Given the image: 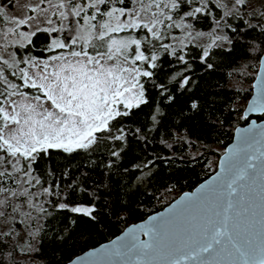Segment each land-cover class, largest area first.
Segmentation results:
<instances>
[{"label": "snow or ice", "instance_id": "1", "mask_svg": "<svg viewBox=\"0 0 264 264\" xmlns=\"http://www.w3.org/2000/svg\"><path fill=\"white\" fill-rule=\"evenodd\" d=\"M237 47L264 69V10L251 0H0V264L40 253L50 209L95 225L124 211L120 162L151 133L176 135L174 116L203 118L197 71ZM256 87L249 111L264 112V71ZM182 260L264 264V129L241 130L220 171L166 214L68 264Z\"/></svg>", "mask_w": 264, "mask_h": 264}, {"label": "trees", "instance_id": "2", "mask_svg": "<svg viewBox=\"0 0 264 264\" xmlns=\"http://www.w3.org/2000/svg\"><path fill=\"white\" fill-rule=\"evenodd\" d=\"M262 10L264 4L258 5L256 11ZM189 51L196 56L198 49L189 46ZM211 62L215 64L212 70H198L196 74L199 84L197 94L205 98L206 104L203 118L183 121L179 115L174 116L176 124H183L182 128L169 125L176 135H169L168 128L162 129L159 136L151 133L146 148L138 147L120 162V171L113 179L121 181L127 193L122 197L126 209L115 216L100 218L99 225L67 210L50 209L52 215L45 217L37 238L40 253L28 258L21 256L20 264H57V261L65 264L68 257L73 259L87 249L112 239L130 223L161 210L182 192L193 189L217 170L219 158L233 140L236 127L249 121L244 116V110L253 93V82L260 62L246 54L242 47L235 48L230 56H214ZM258 118H264V114ZM182 135L190 143L181 142ZM161 140H167L172 148L166 147ZM155 156L170 159L157 160L149 168L134 167L136 164L143 165ZM176 156L183 157V160L174 159ZM56 159L59 160V157ZM125 168L128 169L127 173L123 171ZM150 169V180L142 183V175ZM102 171L97 168L93 176L99 178L98 174ZM57 233L70 238L58 240L54 245L51 239Z\"/></svg>", "mask_w": 264, "mask_h": 264}, {"label": "water", "instance_id": "3", "mask_svg": "<svg viewBox=\"0 0 264 264\" xmlns=\"http://www.w3.org/2000/svg\"><path fill=\"white\" fill-rule=\"evenodd\" d=\"M262 71H264V69H262L261 67V64L259 66V69H258V72H257V76L253 82V93L246 105V108L244 110V116L246 118L249 119V121L246 123V124H241V125H238L235 129V133H234V137H233V140L231 141V143H229L225 149V151L222 153V155L220 156L219 158V162H218V167H217V170L211 174L208 178H206L205 180H203L201 183H199L196 187H194L193 189L191 190H187V191H184L182 192L179 196H177L172 202H170L169 204H167L164 208H162L161 210L159 211H156L152 214H150L149 216H147L145 219L143 220H140V221H137V222H133V223H130L128 226H126V228L120 232L118 235H116L115 237H113L112 239L108 240V241H105L97 246H94V247H91L89 249H87L86 251L82 252L81 254L75 256L72 260L75 261L77 257H84L86 256L88 253L90 252H93L95 251L96 249H100L102 246H110L111 245V242L116 240L117 237H123L126 233V231L129 229V228H132L133 226L135 225H139V224H143L144 222H146L148 220V218L150 216H155V215H158V214H166L167 210L172 206L174 205L177 201L180 200V198L185 194V193H192V192H195L197 188H199V186L201 184H203L205 181L207 180H210L213 176L216 175L217 172L220 171V161L221 159L224 157L225 153L227 152V150L229 148H233L235 147L239 142H240V139H241V130H244V129H253L254 131L256 132H259L261 129H264V118H258L259 115H262L264 114V112L262 111H249V109L251 108L252 106V103L253 101H257L259 99V93H258V89L256 87V85L259 83V77L260 75L262 74ZM141 239H147L146 236H141ZM114 261L116 259H122V258H113ZM65 264H68L65 263ZM181 264H193L192 261H184L182 260Z\"/></svg>", "mask_w": 264, "mask_h": 264}, {"label": "rangeland", "instance_id": "4", "mask_svg": "<svg viewBox=\"0 0 264 264\" xmlns=\"http://www.w3.org/2000/svg\"><path fill=\"white\" fill-rule=\"evenodd\" d=\"M261 5L260 0H251V6L256 10L257 6ZM201 43H204L203 41H201ZM45 218H42L40 221V226H42L43 222H44Z\"/></svg>", "mask_w": 264, "mask_h": 264}]
</instances>
